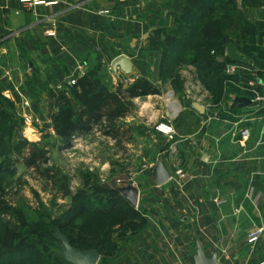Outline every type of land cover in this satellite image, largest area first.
Wrapping results in <instances>:
<instances>
[{
  "label": "crops",
  "instance_id": "0c3cea01",
  "mask_svg": "<svg viewBox=\"0 0 264 264\" xmlns=\"http://www.w3.org/2000/svg\"><path fill=\"white\" fill-rule=\"evenodd\" d=\"M181 13V0H57L33 10H25L20 0H0V96L17 106L19 92L28 98L25 65L33 83L41 76L52 78L59 89L66 79L76 82L88 73L109 90L149 81L160 94L134 98L135 111L120 120L151 130L149 138L126 142L129 147L142 141L138 153L155 155L144 163L148 171L140 173L141 188L132 183L145 227L127 236L109 264H194L196 241L205 255L217 250V264H264V105L230 108L235 97L253 99L248 82L255 81L264 96V80L238 67L237 80L225 82L218 104L209 93L196 94L184 84L182 93L171 91L175 99L171 93L164 96L171 86L160 77L161 52L151 47V39L157 30L174 29ZM251 18L264 22V7ZM121 54L131 62L129 74L111 69ZM161 100L166 111L154 112ZM194 102L203 105L202 114ZM170 107L178 110L172 120L166 118ZM157 122H170L173 140L154 131ZM238 128L249 130L247 141L232 135ZM157 158L171 174L161 186L150 174ZM255 229L262 233L249 243L247 235Z\"/></svg>",
  "mask_w": 264,
  "mask_h": 264
},
{
  "label": "rangeland",
  "instance_id": "374dc122",
  "mask_svg": "<svg viewBox=\"0 0 264 264\" xmlns=\"http://www.w3.org/2000/svg\"><path fill=\"white\" fill-rule=\"evenodd\" d=\"M235 2L239 15L224 22L222 29L227 40L223 50L215 55L235 63L236 71L238 67L250 69L255 78L263 81L264 34L251 35L248 31L257 23L252 20L251 13L264 7V0H246L243 5L242 0ZM219 15H211L208 19L217 20ZM156 37L162 38L161 35ZM252 38L254 44H251ZM196 41L188 45L181 63L174 66L179 50L166 52L170 59H165L161 77L170 83L171 89L164 92V96L172 90L182 93L184 85L194 93L197 89L196 94L209 93L199 81L197 68L187 64L192 58L188 53ZM243 48H253L256 52L243 54ZM23 72L28 74L24 81L31 101L29 111L24 112L0 96V264H67L59 255L60 243L51 236L57 230L73 246L96 249L99 253L97 264H109L112 256L124 246L127 236L140 233L139 228L143 226L141 220L145 212L133 207L131 213L129 205L119 199L115 191L129 182L141 188L143 176L140 173L145 175L148 171L144 163L153 162L155 155L152 153L147 158L138 153L142 141H134L129 147L126 142L132 137L149 138L151 130L131 126L130 139L123 140L120 145L95 130L74 138L69 148H61L49 120L51 101L48 96L51 90L59 88L52 78L42 76L38 84L33 83L27 65ZM243 73L242 77L251 78L250 73ZM256 85L255 82L254 90L258 92ZM64 87L62 84L60 89ZM155 104L154 112L166 111L162 100ZM23 115L30 119L26 121ZM158 123H154V131ZM26 144L47 152V163L40 171L49 169L50 179H36L25 167L22 158L27 151ZM142 150H145L143 146ZM131 172L138 176L132 177ZM63 185L70 196H63Z\"/></svg>",
  "mask_w": 264,
  "mask_h": 264
},
{
  "label": "trees",
  "instance_id": "16d2710c",
  "mask_svg": "<svg viewBox=\"0 0 264 264\" xmlns=\"http://www.w3.org/2000/svg\"><path fill=\"white\" fill-rule=\"evenodd\" d=\"M244 1L246 0H242V5ZM181 9L182 13L176 19L175 28L157 30L151 39V47L161 52L160 77L165 59H170L168 55H165L166 52L179 50L180 55L172 64L174 66L181 63L182 54L185 53L188 45L199 40L198 43L196 41L192 45L188 53L192 58L187 64L197 68L199 81L212 96L213 104H218L224 93L225 82L230 79L237 80L236 74L229 76L225 72L228 65L235 63L225 58L219 62L218 59L222 57L215 55L216 52L223 50L227 40L222 29L224 22L239 15L236 2L235 0H222L217 3L214 0H184L181 3ZM218 13L220 15L217 20L208 19L211 15ZM248 32L251 35L264 34V22L257 21L254 28ZM157 35H161L162 38L156 37ZM251 44H254L253 38ZM241 52L249 54L256 51L253 48H243ZM261 56L262 54H259V57ZM93 76L91 73L85 74L77 79L74 85H65L64 89H54L48 94L51 101L49 120L61 148H69L74 138L87 135L93 130H98L102 136L120 145L123 140L130 139V126L122 124L120 120L133 112L132 100L142 96L160 94L159 89L145 79L137 80L127 87L119 83L109 90ZM26 145L27 151L22 158L25 167L34 173L36 179H50L49 169L40 171L41 166L47 163V152ZM63 189V196H70L65 185ZM115 192L119 199L129 205L132 213L134 208L130 203L123 199L117 191ZM141 221L143 226L139 228V231L145 227V219L142 218ZM68 241L71 244L70 240Z\"/></svg>",
  "mask_w": 264,
  "mask_h": 264
},
{
  "label": "water",
  "instance_id": "95a60500",
  "mask_svg": "<svg viewBox=\"0 0 264 264\" xmlns=\"http://www.w3.org/2000/svg\"><path fill=\"white\" fill-rule=\"evenodd\" d=\"M218 61L222 62L223 59L219 58ZM111 69L114 72L118 69L124 74H129L131 70V62L125 55H118L111 61ZM65 84L69 86L70 80L66 79ZM251 104L252 101L246 97H235L231 101L230 108L242 109L250 106ZM192 107L200 114L204 111L203 105L197 102L192 103ZM25 137L29 141H33L30 136ZM203 160H207V155L203 158ZM150 174L152 181L156 186L163 185L171 178L170 172L160 158H157L154 167L150 169ZM116 190L123 199L130 203L132 207L135 208L137 206L139 192L134 185L128 184L122 187H117ZM52 236L60 243L59 255L65 262L69 264H97L99 260V253L97 250H80L71 246L68 239L59 230L53 233ZM195 245V253L193 254L194 264H217L218 253L216 249L212 250L210 255H205L203 248L198 241H196Z\"/></svg>",
  "mask_w": 264,
  "mask_h": 264
},
{
  "label": "built area",
  "instance_id": "2783aa9c",
  "mask_svg": "<svg viewBox=\"0 0 264 264\" xmlns=\"http://www.w3.org/2000/svg\"><path fill=\"white\" fill-rule=\"evenodd\" d=\"M21 5L23 6V8L25 10H33L37 7H48L51 5H54L55 3H57V0H20ZM226 74L229 76H233L236 73V67L232 64L228 65L226 67L225 70ZM70 80V85H74L75 81L74 80ZM250 89V92L253 95V99H251L252 103H263L264 105V96H260L255 90V81H251L248 82L247 85ZM19 95V107L25 112V111H29L30 109V102L29 99L22 93H18ZM177 115V114H176ZM176 115L170 116V114L167 112V117L169 118L168 120H172L173 118L176 117ZM25 120H29L30 117L23 115ZM155 131L165 137H167L169 140H173L174 138V129L172 127V125L170 124V122H159L158 124H156L155 126ZM233 136L238 135L239 139L241 142L247 141L249 136H250V132L248 129L246 128H238L236 134H232ZM177 174H180V171H177ZM262 233L261 229H255L253 231H251L248 235H247V240L249 243H254L258 237L260 236V234Z\"/></svg>",
  "mask_w": 264,
  "mask_h": 264
},
{
  "label": "bare ground",
  "instance_id": "6f19581e",
  "mask_svg": "<svg viewBox=\"0 0 264 264\" xmlns=\"http://www.w3.org/2000/svg\"><path fill=\"white\" fill-rule=\"evenodd\" d=\"M170 112H169V114H170V116H175L176 114H177V112H178V110H175V108H173V107H170V110H169Z\"/></svg>",
  "mask_w": 264,
  "mask_h": 264
}]
</instances>
